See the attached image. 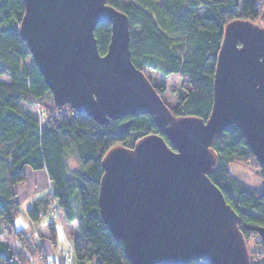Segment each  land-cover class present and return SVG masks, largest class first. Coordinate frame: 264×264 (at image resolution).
I'll return each instance as SVG.
<instances>
[{
    "label": "water",
    "instance_id": "water-1",
    "mask_svg": "<svg viewBox=\"0 0 264 264\" xmlns=\"http://www.w3.org/2000/svg\"><path fill=\"white\" fill-rule=\"evenodd\" d=\"M23 2L20 35L57 106L100 125L151 116L172 146L150 134L103 159L100 216L131 264H251L240 218L210 176L213 144L234 126L264 167V28L244 20L226 26L205 122L171 112L132 62L128 17L106 0ZM101 24L111 26L103 56L94 34ZM248 229L264 244V228Z\"/></svg>",
    "mask_w": 264,
    "mask_h": 264
},
{
    "label": "trees",
    "instance_id": "trees-1",
    "mask_svg": "<svg viewBox=\"0 0 264 264\" xmlns=\"http://www.w3.org/2000/svg\"><path fill=\"white\" fill-rule=\"evenodd\" d=\"M106 1L129 19L130 52L135 67L144 74L151 72L164 79L179 77L183 81L177 105L171 108L165 103L177 118L196 117L205 122L209 119L226 26L232 21L244 20L264 28V0ZM25 11L23 0H0V221L3 223L0 264H31L30 261L23 263L24 257L2 240L6 230L7 234H21L15 227L20 214L16 189L26 182L27 168L46 172L54 187L53 199L65 221L77 223L79 237L73 240L72 247L79 264H131L123 243L115 241L100 216L103 159L114 147L133 148L150 134L163 137L172 146L147 115L100 125L66 105L57 106L56 114L47 110L40 120L30 116L24 106L38 107L52 94L20 35ZM94 34L103 56L111 41V26L98 25ZM155 88L162 98L164 89ZM128 122H131L130 128H123ZM212 148L218 159L210 179L240 218L239 229L246 240L251 264H264V253L250 252L249 243L254 240L262 248L264 244L255 231L248 229L264 228V190L246 187L230 171L232 166L257 169L264 181V167L256 161L244 134L235 126L217 138ZM68 156L80 163V171L73 175L68 172ZM50 207L49 196L36 200L28 210L31 221L38 223L50 215ZM48 239L55 244L53 223L48 225ZM26 243L29 242L26 240ZM33 250L35 253L32 251L29 256H39L46 262L40 244Z\"/></svg>",
    "mask_w": 264,
    "mask_h": 264
},
{
    "label": "rangeland",
    "instance_id": "rangeland-1",
    "mask_svg": "<svg viewBox=\"0 0 264 264\" xmlns=\"http://www.w3.org/2000/svg\"><path fill=\"white\" fill-rule=\"evenodd\" d=\"M145 74L154 86L164 89L162 100L171 108L176 106L182 93L183 81L179 77L164 79L155 73L145 72ZM56 107L57 105L54 102L53 96H46L38 107L24 106V109L30 116L40 120L43 113H46L47 110L51 114H56ZM67 110L69 109L67 108L66 112H68ZM66 163L70 175L80 171V163L75 157L68 156ZM230 171L232 176L246 187L257 191L264 190V181L260 176L261 171L241 166H232L230 167ZM26 176V182L19 185L16 189L17 201L20 204V214L15 220V227L16 231L21 234L16 235L15 232L7 234L8 231L6 230L2 239L9 243L15 252L20 254V257H24L23 263L30 261L31 264H68L67 259L71 253V244L74 239L79 237L77 223L68 224L65 221L63 213L56 208V202L53 199L54 187L45 172L33 171L27 168ZM47 196L50 197V215L42 217L38 223H33L28 215V210L31 209L32 203L35 200ZM73 203L76 206L77 213L80 214V208L75 198ZM50 223L56 226L55 244L48 239V225ZM2 227L3 223L0 221V229ZM26 240L29 242L28 244ZM257 242L260 243L259 241ZM36 244H40L43 247L46 262L43 258L40 259L39 256H36L37 258L29 256L30 252L33 251L35 253L33 247ZM249 249L250 252L264 253V247L255 245L254 240H251V243H249ZM72 264H79L75 257H73ZM82 264L89 263L84 262Z\"/></svg>",
    "mask_w": 264,
    "mask_h": 264
},
{
    "label": "built area",
    "instance_id": "built-area-1",
    "mask_svg": "<svg viewBox=\"0 0 264 264\" xmlns=\"http://www.w3.org/2000/svg\"><path fill=\"white\" fill-rule=\"evenodd\" d=\"M55 205H56V208H58L57 203H56ZM58 209H59V208H58ZM59 210H60V209H59ZM73 257H74V254H73V247H72V244H71V253H70L69 258L67 259L68 264H72V262H73Z\"/></svg>",
    "mask_w": 264,
    "mask_h": 264
},
{
    "label": "snow or ice",
    "instance_id": "snow-or-ice-1",
    "mask_svg": "<svg viewBox=\"0 0 264 264\" xmlns=\"http://www.w3.org/2000/svg\"><path fill=\"white\" fill-rule=\"evenodd\" d=\"M262 65H264V64H262ZM259 83H260V86H261V90L264 91V81H261Z\"/></svg>",
    "mask_w": 264,
    "mask_h": 264
},
{
    "label": "crops",
    "instance_id": "crops-1",
    "mask_svg": "<svg viewBox=\"0 0 264 264\" xmlns=\"http://www.w3.org/2000/svg\"><path fill=\"white\" fill-rule=\"evenodd\" d=\"M40 172H44V171H40ZM45 173H46V172H45ZM35 201H36V200H35ZM35 201H34V202H35ZM34 202H33V203H34ZM33 203H32V204H33ZM2 240H3V239H2ZM4 242H6V241H4Z\"/></svg>",
    "mask_w": 264,
    "mask_h": 264
},
{
    "label": "bare ground",
    "instance_id": "bare-ground-1",
    "mask_svg": "<svg viewBox=\"0 0 264 264\" xmlns=\"http://www.w3.org/2000/svg\"><path fill=\"white\" fill-rule=\"evenodd\" d=\"M31 174V173H30Z\"/></svg>",
    "mask_w": 264,
    "mask_h": 264
}]
</instances>
